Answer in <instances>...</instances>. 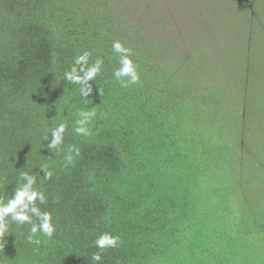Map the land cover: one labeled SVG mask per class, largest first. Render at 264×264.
Returning a JSON list of instances; mask_svg holds the SVG:
<instances>
[{"label":"trees","instance_id":"obj_1","mask_svg":"<svg viewBox=\"0 0 264 264\" xmlns=\"http://www.w3.org/2000/svg\"><path fill=\"white\" fill-rule=\"evenodd\" d=\"M120 12L112 0H0V199L11 198L21 172L34 174L46 197L37 206L56 225L35 245L31 225L10 222L0 264H96L104 232L120 242L103 251V264H264V122L245 130L262 104L252 89L230 102L215 98L217 88L194 90L201 80L186 62L144 49V31ZM114 41L132 50L138 84L122 88L113 77ZM84 51L89 63L104 60L87 102L64 79ZM263 79L253 83L260 89ZM91 108V134H75L78 111ZM60 123L63 144L50 151ZM258 129L245 157L226 139ZM71 145L80 156L65 167Z\"/></svg>","mask_w":264,"mask_h":264},{"label":"rangeland","instance_id":"obj_2","mask_svg":"<svg viewBox=\"0 0 264 264\" xmlns=\"http://www.w3.org/2000/svg\"><path fill=\"white\" fill-rule=\"evenodd\" d=\"M112 1L127 25L144 31L141 40L145 42L144 49L156 48L161 60L168 56L169 59L182 58L186 62L201 80V86L193 87L194 90L209 93L207 87H214L213 90L217 88L219 92L214 94L215 98L225 100L224 95H228L226 101L230 102L248 93L247 89H252L249 93L258 104H262V110L257 116L249 113L255 122L246 121L245 130L254 129L257 122L263 125L264 79L260 89L253 82L264 78V73H260L264 72V0ZM134 34V40L141 43L138 33ZM246 73L248 75L244 76ZM238 84L245 87L241 90ZM203 95L206 97L203 105L206 106L211 97ZM228 106H235V112L242 113L241 103L234 102ZM230 123L233 130L235 118ZM262 127L259 128L262 130ZM247 131L231 135L232 131L226 138L236 144L243 157L250 151L248 141L257 137L260 142L259 135L263 132L258 129L257 135L250 138Z\"/></svg>","mask_w":264,"mask_h":264},{"label":"clouds","instance_id":"obj_3","mask_svg":"<svg viewBox=\"0 0 264 264\" xmlns=\"http://www.w3.org/2000/svg\"><path fill=\"white\" fill-rule=\"evenodd\" d=\"M112 52L118 57L117 67L112 75L122 88H128L130 85H135L140 82V74L138 66L134 63L132 58L133 53L130 48L125 47L120 41L112 43ZM91 53L84 51L77 55L73 66L70 70L64 73V79L71 84H79L80 95L87 102V97L92 93L93 89L89 81L95 80L104 66L102 57H97L94 63H89ZM83 73V74H81ZM100 92V90H99ZM96 116L95 108L78 111V119L75 121L73 131L77 135L88 136L91 134L89 127L90 122ZM67 125L60 123L51 129V140L48 144V149L54 150L63 144L64 134ZM49 137H45L48 140ZM80 156V148L71 145L67 153L64 155V166L73 164L74 160ZM40 170L43 172V179L50 180L52 178V171L48 170L47 165L41 166ZM20 180L22 181L13 192L11 198L5 203L0 199V239L8 232L10 222H15L17 225L29 224L30 232L27 237L28 242L35 245H40L41 240L38 234L51 239L56 231V225L53 223L50 212L41 211L37 206V201L40 204L46 203V197L43 191L35 188L37 176L29 172H21ZM36 218L39 223H34L33 218ZM10 218V220L8 219ZM119 236L112 235L109 232L101 233L94 241L95 247L100 249L92 255V260L96 264H103V251L106 249H115L119 246ZM0 247H3L0 244Z\"/></svg>","mask_w":264,"mask_h":264}]
</instances>
